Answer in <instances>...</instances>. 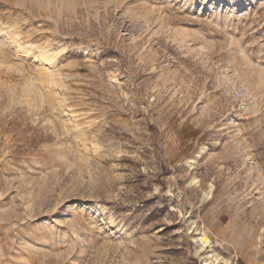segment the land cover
<instances>
[{"label": "rangeland", "instance_id": "374dc122", "mask_svg": "<svg viewBox=\"0 0 264 264\" xmlns=\"http://www.w3.org/2000/svg\"><path fill=\"white\" fill-rule=\"evenodd\" d=\"M210 261L264 264V0H0V264Z\"/></svg>", "mask_w": 264, "mask_h": 264}, {"label": "bare ground", "instance_id": "6f19581e", "mask_svg": "<svg viewBox=\"0 0 264 264\" xmlns=\"http://www.w3.org/2000/svg\"><path fill=\"white\" fill-rule=\"evenodd\" d=\"M204 146L203 147H201V150H200V152L199 153H203L204 152ZM198 237V240L200 241V244L202 245V246H209L210 245V238L206 235V233L205 232H199L198 233V235H197ZM206 263H208V264H212V261H210V262H206Z\"/></svg>", "mask_w": 264, "mask_h": 264}]
</instances>
